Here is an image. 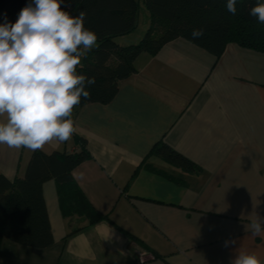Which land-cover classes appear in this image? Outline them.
<instances>
[{"label":"crops","instance_id":"1","mask_svg":"<svg viewBox=\"0 0 264 264\" xmlns=\"http://www.w3.org/2000/svg\"><path fill=\"white\" fill-rule=\"evenodd\" d=\"M142 13L119 45L141 39ZM134 66L109 103L77 109L69 141L40 150L72 154L77 139L85 141L89 157L72 178L105 218L63 211L48 181L42 193L53 243L37 249L3 238L0 264H231L239 251L264 261V233L246 230L264 219V52L228 43L215 58L176 39ZM158 143L196 169L151 156ZM32 153L0 145V176L23 177Z\"/></svg>","mask_w":264,"mask_h":264},{"label":"trees","instance_id":"2","mask_svg":"<svg viewBox=\"0 0 264 264\" xmlns=\"http://www.w3.org/2000/svg\"><path fill=\"white\" fill-rule=\"evenodd\" d=\"M30 2V0H26ZM227 0H62V7L71 15L85 13L84 26L97 34L96 46L87 51L78 67V74L95 78L88 86L90 97L81 98L75 106L107 104L117 94L121 81L136 72L134 63L141 54L154 55L165 44L184 39L201 49L220 57L228 43L264 52V24L250 16L249 10L257 0H237L235 15L227 12ZM264 2V0H259ZM141 5L148 16V27L138 43L121 46L116 38L130 34L137 26ZM18 16L6 12L0 17L15 23ZM200 29L203 35L193 39L192 31ZM79 152L66 154L40 151L32 153L23 177L12 182L0 176V242L6 238L16 244L44 249L53 243L43 199L42 186L54 181L59 189L60 206L65 212L86 213L95 222L104 219L79 192L72 178L73 169L89 157L86 143L77 139ZM169 165L183 171L195 166L168 148L156 144L150 152ZM146 168L150 169L146 165ZM196 169V168H195ZM132 241L147 249L136 239ZM154 259L160 256L151 252Z\"/></svg>","mask_w":264,"mask_h":264},{"label":"clouds","instance_id":"3","mask_svg":"<svg viewBox=\"0 0 264 264\" xmlns=\"http://www.w3.org/2000/svg\"><path fill=\"white\" fill-rule=\"evenodd\" d=\"M236 5L237 0H227V12L235 15ZM248 14L264 24V2L257 0ZM84 20L83 11L71 15L62 0H30L15 23L0 24V145L35 152L72 138L73 110L95 84V78L77 72L98 39ZM191 35L196 39L203 31L194 29ZM246 230L264 233V219L257 216ZM229 243L236 241L225 246ZM231 264L264 261L255 252L239 251Z\"/></svg>","mask_w":264,"mask_h":264},{"label":"water","instance_id":"4","mask_svg":"<svg viewBox=\"0 0 264 264\" xmlns=\"http://www.w3.org/2000/svg\"><path fill=\"white\" fill-rule=\"evenodd\" d=\"M28 3L26 0H0V17L6 12L19 16L21 9Z\"/></svg>","mask_w":264,"mask_h":264},{"label":"rangeland","instance_id":"5","mask_svg":"<svg viewBox=\"0 0 264 264\" xmlns=\"http://www.w3.org/2000/svg\"><path fill=\"white\" fill-rule=\"evenodd\" d=\"M142 12H144V9H143V7H142V5H141V9L139 10V15H138V19H137V23L139 22V23H141L142 22V19H143V13ZM145 32H146V30L143 32V35L141 36V39H142V37H144V34H145ZM140 41V40H139ZM138 41V42H139ZM137 42V43H138Z\"/></svg>","mask_w":264,"mask_h":264}]
</instances>
